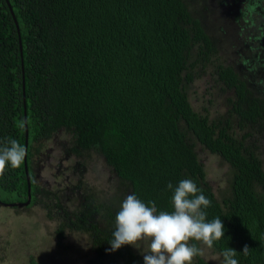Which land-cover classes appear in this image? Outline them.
<instances>
[{
	"label": "trees",
	"instance_id": "1",
	"mask_svg": "<svg viewBox=\"0 0 264 264\" xmlns=\"http://www.w3.org/2000/svg\"><path fill=\"white\" fill-rule=\"evenodd\" d=\"M10 2L20 35L0 0V141L15 138L26 147L28 128V206L49 192L33 169L51 142L48 158L52 151L77 160L84 151L101 156L130 194L158 211H172L168 183L194 180L211 200L207 219L220 217L224 225L213 248L236 250L239 264H264V0ZM215 17L219 26L210 22ZM205 79L214 99L198 110L193 102L202 93L194 86ZM215 99L223 102L216 116L207 106ZM198 148L231 168L220 198ZM73 171L80 188L85 169ZM28 192L25 160L8 166L0 204L26 202ZM96 192L76 194L80 206L72 212L62 214V202L48 205L54 236L90 235V264H144L132 245L111 250L119 203ZM245 245L246 256L239 253ZM192 264L211 263L198 256Z\"/></svg>",
	"mask_w": 264,
	"mask_h": 264
},
{
	"label": "rangeland",
	"instance_id": "2",
	"mask_svg": "<svg viewBox=\"0 0 264 264\" xmlns=\"http://www.w3.org/2000/svg\"><path fill=\"white\" fill-rule=\"evenodd\" d=\"M208 11L211 15L215 10L209 7ZM219 20H221L220 17L210 18V22L216 26L221 24ZM206 84L205 79L194 86L195 91L202 93V97L194 98L193 102L198 110L207 103L208 99H214L211 85L206 86ZM208 87L211 91L207 89ZM218 103V110L222 111L223 102L219 99L207 105L214 115ZM66 145L69 146V143ZM45 149H54V144L51 146V142L48 143ZM48 150L44 152L46 154L35 160L33 170L36 179L49 183V187L46 186L49 192L41 195L38 201L28 208L0 204V264H90L95 256L91 236L72 231L67 232L64 240H59L53 233L57 228V223L47 217L48 205L55 201L56 203L62 202V214L67 209L72 212L80 206V202H76V194L81 196L85 189H91L97 191L96 193L102 198L107 195L113 196V200L119 203L117 205L114 202L118 212L121 200L130 194L127 183L118 179L101 156L95 153L89 155V152L84 151L77 160L73 157H65L61 152L52 151L51 158H48ZM198 151L206 164L208 179L213 190L220 198L231 185V168L216 155L205 153L201 148H198ZM73 166H81L85 169L84 182L80 188L79 186L75 188V179L78 175L74 173ZM114 186L117 187L116 192H114ZM44 189L45 187L42 188ZM47 195L54 199L48 198ZM58 212L57 204H54L52 206L53 217L61 215ZM95 220L98 223V219ZM203 257L211 264H222V256L215 248H205Z\"/></svg>",
	"mask_w": 264,
	"mask_h": 264
},
{
	"label": "clouds",
	"instance_id": "3",
	"mask_svg": "<svg viewBox=\"0 0 264 264\" xmlns=\"http://www.w3.org/2000/svg\"><path fill=\"white\" fill-rule=\"evenodd\" d=\"M26 153V147L15 138L0 141V176L8 166L20 168ZM167 188L173 192L172 211H158L155 202L145 203L135 194L124 198L109 241L112 251L132 245L141 249L144 264H192L195 257L205 254V248L212 249L215 242L224 238L221 218L207 219L205 209L211 206V200L194 180L182 179L175 187L168 183ZM191 241L200 242L203 247ZM248 252L245 245L239 253L246 256ZM237 253L225 248L220 253L222 264H239Z\"/></svg>",
	"mask_w": 264,
	"mask_h": 264
},
{
	"label": "water",
	"instance_id": "4",
	"mask_svg": "<svg viewBox=\"0 0 264 264\" xmlns=\"http://www.w3.org/2000/svg\"><path fill=\"white\" fill-rule=\"evenodd\" d=\"M8 5H9V8H10V11L15 19V22H16V25H17V28H18V32H19V35H20V27H19V24H18V21H17V18L15 16V13H14V10L12 8V5H11V2L10 0H6ZM20 46H21V55L23 57V46H22V39H21V36H20ZM24 66V64H23ZM24 99L26 100V89H25V77H24ZM26 105V104H25ZM26 106H25V120H26V127H27V112H26ZM28 138H29V134H28V128H27V139H26V149L28 148ZM25 164H26V172H27V177H28V183H29V192H28V200L26 202H23V203H13V204H6L5 205H9V206H28L31 201H32V186H31V179H30V176H29V168H28V163H27V153H26V157H25Z\"/></svg>",
	"mask_w": 264,
	"mask_h": 264
}]
</instances>
